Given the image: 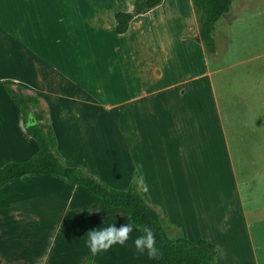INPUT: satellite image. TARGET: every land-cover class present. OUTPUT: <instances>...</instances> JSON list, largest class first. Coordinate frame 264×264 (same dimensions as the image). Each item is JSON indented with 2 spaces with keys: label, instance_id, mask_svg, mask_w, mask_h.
<instances>
[{
  "label": "crops",
  "instance_id": "1",
  "mask_svg": "<svg viewBox=\"0 0 264 264\" xmlns=\"http://www.w3.org/2000/svg\"><path fill=\"white\" fill-rule=\"evenodd\" d=\"M184 2L193 16V33L158 30L155 38L185 43L194 38L195 49L204 54L202 68L188 78L151 82V73L159 72L151 60L159 61L150 32L161 25L166 0L135 17L121 35L114 31V15L130 12L134 0H0V168L28 160L38 150L5 90V83L13 82L47 109L66 165L125 190L133 162L142 163L149 200L175 228L177 239L216 244L213 264H264V201L243 203L244 169L238 174L240 158L235 165L232 157L245 155L241 138L228 133L191 0ZM158 49L165 50L163 42ZM120 121L125 132H119ZM109 123L112 129L116 123L117 132L106 135ZM210 172L216 180L207 178ZM209 187L214 202L208 199ZM121 209L59 176L12 180L0 189V264H162L146 254L126 260L123 250L135 251V237L107 252L90 253L86 234L126 224ZM196 213L205 224L195 220ZM21 239L30 240L21 244Z\"/></svg>",
  "mask_w": 264,
  "mask_h": 264
},
{
  "label": "rangeland",
  "instance_id": "2",
  "mask_svg": "<svg viewBox=\"0 0 264 264\" xmlns=\"http://www.w3.org/2000/svg\"><path fill=\"white\" fill-rule=\"evenodd\" d=\"M175 1L166 0L165 10H163L165 13L160 14L161 25L159 28L153 27L150 32V35L154 36V43L151 46L154 45L157 49L159 61L156 63L155 59L151 60V67L157 66L156 68L159 70L158 73L157 70L153 71L154 74L151 73V82H173L188 78L196 70L202 68L204 63V54H202L201 49H195L194 38L187 37L188 43H185L183 41L179 42L174 37H162L166 39L162 41L165 50L160 52L158 49L162 42L160 39H156L157 34L177 36L178 33H193L195 29L192 22L193 16L190 14L191 12L185 5L184 0H177V5L174 8ZM157 25H159V22ZM213 37L215 40V54L209 56L206 55L204 49L203 51L211 72V82L214 85L215 96L219 100L221 115L224 117L223 114L225 113L227 119L228 133L231 135L234 133L236 137L241 138L240 141L245 155L231 154L235 160V165L236 160L240 158L241 163L236 172L240 174L241 170H244L243 177H239L241 183L239 190H241L243 203L246 206H251L255 203V198L264 201V182L261 180L264 178V0H233L229 12L223 15L215 24ZM111 41L113 42L114 39L112 38ZM102 45L107 44L103 42ZM100 48L96 49L99 50ZM104 65L109 66L108 63ZM159 73L160 79H155L154 76L157 77ZM120 122L118 124L119 132H125V122ZM109 125L110 128L105 129L107 131L105 132L106 135L117 132L116 123L113 129L111 123ZM118 139L120 138L113 141ZM198 158H201L200 154ZM259 163L260 171H257L256 167ZM206 167L207 163H205ZM218 169H221V166ZM199 172L201 171L199 170ZM207 178L216 180L217 176L210 172ZM259 181H262V183ZM255 183L257 184L254 185ZM212 185L215 186L216 184ZM259 185L263 186L256 190V186ZM218 186L214 187L217 191ZM208 195L209 200L216 201L213 187L208 188ZM121 211L124 212L123 209ZM125 217L127 223H130L127 216ZM194 217L197 222L205 224L203 215L196 213ZM163 223L169 238L177 239V236L172 233L175 228L169 225L165 218ZM140 234L138 229L135 228L132 237ZM29 240L22 241L21 239L20 243L27 244ZM133 240L134 238L131 240L132 243ZM39 242L43 243L44 241L39 239ZM123 252L125 254L127 252L126 260H134L135 251L131 252L130 249H127ZM146 257L148 258V256ZM157 258L160 263L164 264L159 255Z\"/></svg>",
  "mask_w": 264,
  "mask_h": 264
},
{
  "label": "trees",
  "instance_id": "3",
  "mask_svg": "<svg viewBox=\"0 0 264 264\" xmlns=\"http://www.w3.org/2000/svg\"><path fill=\"white\" fill-rule=\"evenodd\" d=\"M232 1L191 0L199 30V41L209 56L214 55L216 51L213 37L215 24L229 12ZM162 2L163 0H134L130 12L115 13V33L125 34L135 17L147 14ZM5 90L21 112L25 131L36 142L38 150L28 160L8 162L0 168V189L10 181L26 175L62 177L85 188L106 206L123 208L130 223H134L141 234L144 225L153 228L156 247L159 249L158 255L165 264H213L218 251L217 245L204 239H170L164 227V218L150 202L147 193L137 187L133 177L127 189L117 190L81 168L66 165L57 151V140L48 111L40 99L13 82H6ZM31 118L34 120L32 123Z\"/></svg>",
  "mask_w": 264,
  "mask_h": 264
},
{
  "label": "clouds",
  "instance_id": "4",
  "mask_svg": "<svg viewBox=\"0 0 264 264\" xmlns=\"http://www.w3.org/2000/svg\"><path fill=\"white\" fill-rule=\"evenodd\" d=\"M133 167L134 182L141 191L148 193L149 187L143 175V164L134 161ZM135 227L134 223H124L119 227L113 223L107 227L91 230L86 234L85 246L93 256L107 252L116 245L123 246L132 237ZM133 245L137 254H146L149 259H155L159 254V249L156 247L155 231L148 225L143 226L142 234L134 238Z\"/></svg>",
  "mask_w": 264,
  "mask_h": 264
},
{
  "label": "water",
  "instance_id": "5",
  "mask_svg": "<svg viewBox=\"0 0 264 264\" xmlns=\"http://www.w3.org/2000/svg\"><path fill=\"white\" fill-rule=\"evenodd\" d=\"M29 115H30V113H28V116H29ZM33 121H34L33 118H31V119H30V122L32 123Z\"/></svg>",
  "mask_w": 264,
  "mask_h": 264
}]
</instances>
